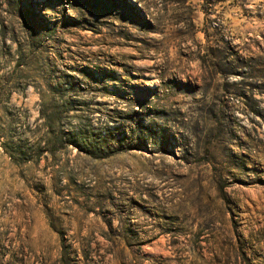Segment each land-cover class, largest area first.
Here are the masks:
<instances>
[{
	"label": "rangeland",
	"instance_id": "rangeland-1",
	"mask_svg": "<svg viewBox=\"0 0 264 264\" xmlns=\"http://www.w3.org/2000/svg\"><path fill=\"white\" fill-rule=\"evenodd\" d=\"M0 264H264V0H0Z\"/></svg>",
	"mask_w": 264,
	"mask_h": 264
},
{
	"label": "clouds",
	"instance_id": "clouds-1",
	"mask_svg": "<svg viewBox=\"0 0 264 264\" xmlns=\"http://www.w3.org/2000/svg\"><path fill=\"white\" fill-rule=\"evenodd\" d=\"M30 91H31V89H30ZM37 99H38V97H37Z\"/></svg>",
	"mask_w": 264,
	"mask_h": 264
}]
</instances>
